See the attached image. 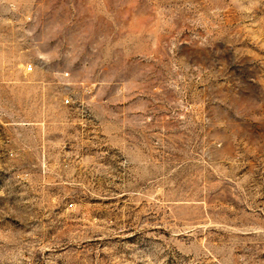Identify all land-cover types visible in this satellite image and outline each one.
I'll use <instances>...</instances> for the list:
<instances>
[{
	"label": "rangeland",
	"instance_id": "1",
	"mask_svg": "<svg viewBox=\"0 0 264 264\" xmlns=\"http://www.w3.org/2000/svg\"><path fill=\"white\" fill-rule=\"evenodd\" d=\"M0 264H264V0H0Z\"/></svg>",
	"mask_w": 264,
	"mask_h": 264
},
{
	"label": "built area",
	"instance_id": "2",
	"mask_svg": "<svg viewBox=\"0 0 264 264\" xmlns=\"http://www.w3.org/2000/svg\"><path fill=\"white\" fill-rule=\"evenodd\" d=\"M32 69H33V67L30 66V67H29V71H32ZM66 103H69V99L66 100Z\"/></svg>",
	"mask_w": 264,
	"mask_h": 264
}]
</instances>
